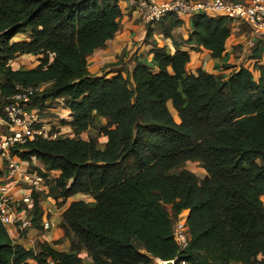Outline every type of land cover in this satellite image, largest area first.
I'll return each instance as SVG.
<instances>
[{
  "label": "trees",
  "instance_id": "16d2710c",
  "mask_svg": "<svg viewBox=\"0 0 264 264\" xmlns=\"http://www.w3.org/2000/svg\"><path fill=\"white\" fill-rule=\"evenodd\" d=\"M117 1L0 0V115L16 87L43 86L39 116L46 102L62 101L73 135L12 150L58 173L49 197L66 203L61 229L71 253L46 244L26 250L0 224V264H82V252L91 264H264V67L256 66L257 79L244 68L225 80L192 74L186 52L154 45L152 66L135 59L128 73L118 61L115 76H90L87 58L119 30ZM190 21L188 42L221 59L230 21ZM24 33L27 41H14ZM30 55L41 56L36 68L12 70ZM97 124L102 149L80 138ZM187 162L201 165L203 180ZM38 204L34 194L32 228L40 229ZM183 211L190 242L179 252L171 228Z\"/></svg>",
  "mask_w": 264,
  "mask_h": 264
},
{
  "label": "crops",
  "instance_id": "0c3cea01",
  "mask_svg": "<svg viewBox=\"0 0 264 264\" xmlns=\"http://www.w3.org/2000/svg\"><path fill=\"white\" fill-rule=\"evenodd\" d=\"M137 1L138 0L117 1V5L121 12L119 30L112 40L106 42L102 49L95 51L87 58L86 69L90 76L97 78L105 77L106 79L115 76V74L110 73V71L113 69V65L118 61H121L120 66L125 65L124 68L128 73L133 71L135 59L146 63L148 66H152L153 54L151 51L154 45L157 48L166 49L169 55H173L176 49L186 52L190 57L187 71L192 74H195L198 69H201L203 72L213 77L221 75L222 79L225 80L227 77L237 72L240 67L246 68V64L264 67V38L255 36L250 28L229 23L230 36L225 42V50L222 58L213 60L202 47L197 46L193 42H188L189 34L192 29L189 18L172 15L167 16L160 23L152 26H145L140 22L138 14L135 11V3ZM27 40L28 39L24 41ZM253 55L259 56L260 58L257 60L253 59ZM32 56L33 55L23 56L12 61L10 63L12 70L36 68L39 64L37 61H35L31 68L22 69L13 67L14 62L16 63L19 60L24 58L28 59ZM34 58L38 60L39 55H35ZM55 102L58 103L59 101ZM47 112L52 114L53 110L51 111L48 109L45 113ZM62 113L66 116L63 117L64 120H66L65 122H70L69 112L62 111ZM0 130H2L1 126ZM68 131H70V129H68ZM101 139L103 143L99 146L100 149L103 148L106 141L103 137ZM25 166L39 175L50 174V178L58 176L55 173L47 171L39 161L32 160L29 163H25ZM6 181L5 165L3 161L0 160V184ZM27 192L28 189L20 187L13 189L12 194L14 197H19ZM36 194L39 198L38 206L41 210L39 227L41 223L49 221L52 225L50 230L42 232L39 228L33 227L25 233H20L16 226H12L6 228L10 239L14 244L20 245L26 250L38 251V246L40 244H46L58 253L70 254V241L64 237L61 229L62 213L66 209V203L57 204L52 198L47 197L46 193L41 191ZM75 198L82 200L78 195L74 196L72 200H76ZM18 209L17 218L18 220H23L27 214L26 210L24 207H19ZM84 263L91 264V261L88 258Z\"/></svg>",
  "mask_w": 264,
  "mask_h": 264
},
{
  "label": "built area",
  "instance_id": "2783aa9c",
  "mask_svg": "<svg viewBox=\"0 0 264 264\" xmlns=\"http://www.w3.org/2000/svg\"><path fill=\"white\" fill-rule=\"evenodd\" d=\"M138 18L145 26L160 23L167 16H184L190 20L195 16L208 18L224 17L232 24L246 26L258 37L264 38V0H138L135 3ZM41 87H16L14 94L6 99L0 115V160L6 169L7 181L0 184V224L6 229L16 226L20 233L32 228L33 195L47 190L57 177L50 174L39 175L19 161L12 150L34 139L45 141L63 140V131L57 124L51 123L38 114ZM58 175L56 172H51ZM24 187L28 192L14 197L13 189ZM24 207L26 215L18 220V208ZM188 211L181 212L172 223V238L179 252L189 245L190 234L187 225ZM49 221L40 224V230L47 232L51 228ZM152 264H190L187 261L161 262L152 259Z\"/></svg>",
  "mask_w": 264,
  "mask_h": 264
},
{
  "label": "rangeland",
  "instance_id": "374dc122",
  "mask_svg": "<svg viewBox=\"0 0 264 264\" xmlns=\"http://www.w3.org/2000/svg\"><path fill=\"white\" fill-rule=\"evenodd\" d=\"M27 37L28 36L26 35V33L20 34V35H18V36H16L14 38V41H24V40L27 39ZM34 57H35V55L32 56L31 58H28V59L24 58L22 60L17 61L16 63L14 62L13 67L14 68H16V67L18 68L19 67V68H22V69L31 68L34 65L35 61L38 62V60L41 58L40 55H39V59L38 60H36ZM245 59H247V58H245ZM245 66H246V68H244V67L243 68L248 70V71H251L252 74H253V77H255V79H257L258 78V73L256 71V69H257L256 65L253 66V64H246ZM240 68H242V67H240ZM189 71H190V69H189ZM218 77L222 79L221 75L215 76V78H218ZM229 77H227V79ZM45 106H48L51 111L53 110V113L50 114L49 112H47L46 116L43 115L44 116L43 118L49 119L51 123L57 124L58 127L63 131V136L62 137L72 138L73 135H72L71 130L68 131V129H70V128H67V126H65L63 124V122L66 121L63 118V117H66V116L63 115V113H62V111H66L63 108V102L62 101H59L58 103L57 102H51V103L46 102ZM169 108H170V106H169ZM172 113H173L174 118L176 119V115L174 114L173 111H172ZM99 124L104 125V121H100ZM99 124L95 125L94 127L89 128L88 131L81 136V139H83V140L95 141L97 143V147L98 148H100L99 146L103 143V140L101 139L102 136L98 133V130L100 128ZM184 169H186L190 173L194 174L199 181L203 180L204 177L206 176L205 171L202 169V167H201V165L199 163L187 162L184 165ZM43 193H46V196L49 197V188L47 190H44ZM78 196H80L82 201L86 202L90 207H92L94 205V201L89 196H85V195H78ZM49 198H51V197H49ZM76 200H78V199H76ZM261 202H262V204L264 206V198H262ZM59 204H61V203H59ZM79 256L82 259V264H85L84 263L85 260L88 259L87 256L84 253H80ZM152 262H153V260H151V264H152Z\"/></svg>",
  "mask_w": 264,
  "mask_h": 264
},
{
  "label": "bare ground",
  "instance_id": "6f19581e",
  "mask_svg": "<svg viewBox=\"0 0 264 264\" xmlns=\"http://www.w3.org/2000/svg\"><path fill=\"white\" fill-rule=\"evenodd\" d=\"M262 199V198H261ZM160 261V260H159ZM162 262V261H161ZM165 264H169V263H165Z\"/></svg>",
  "mask_w": 264,
  "mask_h": 264
},
{
  "label": "water",
  "instance_id": "95a60500",
  "mask_svg": "<svg viewBox=\"0 0 264 264\" xmlns=\"http://www.w3.org/2000/svg\"><path fill=\"white\" fill-rule=\"evenodd\" d=\"M170 264V263H169Z\"/></svg>",
  "mask_w": 264,
  "mask_h": 264
}]
</instances>
